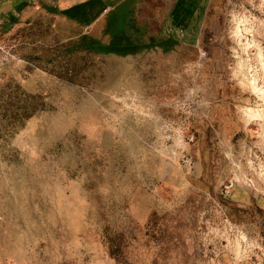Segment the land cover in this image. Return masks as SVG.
I'll list each match as a JSON object with an SVG mask.
<instances>
[{
	"label": "rangeland",
	"instance_id": "374dc122",
	"mask_svg": "<svg viewBox=\"0 0 264 264\" xmlns=\"http://www.w3.org/2000/svg\"><path fill=\"white\" fill-rule=\"evenodd\" d=\"M0 264H264V0H0Z\"/></svg>",
	"mask_w": 264,
	"mask_h": 264
},
{
	"label": "trees",
	"instance_id": "16d2710c",
	"mask_svg": "<svg viewBox=\"0 0 264 264\" xmlns=\"http://www.w3.org/2000/svg\"><path fill=\"white\" fill-rule=\"evenodd\" d=\"M116 40H117V42H122V41H124V40H127V38L125 37V36H117L116 37ZM115 40V41H116Z\"/></svg>",
	"mask_w": 264,
	"mask_h": 264
}]
</instances>
